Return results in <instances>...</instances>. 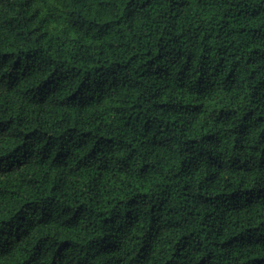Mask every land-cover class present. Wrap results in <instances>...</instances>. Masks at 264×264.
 <instances>
[{
    "label": "trees",
    "instance_id": "1",
    "mask_svg": "<svg viewBox=\"0 0 264 264\" xmlns=\"http://www.w3.org/2000/svg\"><path fill=\"white\" fill-rule=\"evenodd\" d=\"M0 264H264V0H0Z\"/></svg>",
    "mask_w": 264,
    "mask_h": 264
}]
</instances>
